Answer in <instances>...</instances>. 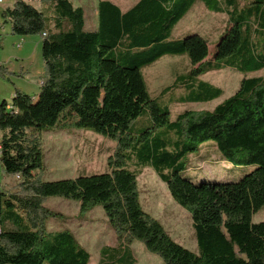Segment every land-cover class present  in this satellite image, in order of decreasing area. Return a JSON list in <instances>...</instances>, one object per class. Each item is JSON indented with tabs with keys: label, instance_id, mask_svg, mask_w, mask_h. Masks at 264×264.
<instances>
[{
	"label": "trees",
	"instance_id": "obj_1",
	"mask_svg": "<svg viewBox=\"0 0 264 264\" xmlns=\"http://www.w3.org/2000/svg\"><path fill=\"white\" fill-rule=\"evenodd\" d=\"M51 1L47 15L25 0L1 12L11 33L39 35L44 75L37 96L15 90L0 101V162L15 187L0 190V264H88L89 253L68 229L46 230L56 213L49 197L79 202L80 212L100 206L118 245L104 246L98 264H134L129 244L141 242L162 264H264V221L252 214L264 206V0H137L121 10L97 4V28H84V11L69 0ZM196 2L225 12L227 25L213 51L197 33L171 38L174 26ZM53 28H48L49 24ZM185 56L186 72L160 96L188 89V102H207L222 90L198 77L230 68L243 75L238 89L212 110L170 118L159 96L151 97L142 74L162 56ZM185 100V101H186ZM146 114L149 127L132 126ZM91 130L115 142L108 170L42 180L40 134L52 128ZM201 145L231 164L253 168L235 182H193L181 176L187 157ZM151 167L172 199L190 215L197 252L177 243L141 206L138 173L129 162ZM5 226V228H4Z\"/></svg>",
	"mask_w": 264,
	"mask_h": 264
},
{
	"label": "rangeland",
	"instance_id": "obj_2",
	"mask_svg": "<svg viewBox=\"0 0 264 264\" xmlns=\"http://www.w3.org/2000/svg\"><path fill=\"white\" fill-rule=\"evenodd\" d=\"M12 1L15 0H8L10 3ZM26 1L47 15L52 14L51 1L45 3L40 0ZM69 1L74 7L83 9L84 28L88 31L96 29L99 0ZM110 1L125 9L136 0ZM217 1L223 5L224 0ZM246 3L247 0H240V6ZM3 4L0 5V8ZM215 4L216 2L206 7L203 2H196L189 14L172 29L171 38L176 39L184 36L183 34L197 33L207 40L211 53L219 34L227 25L225 12L210 10ZM2 11L0 10V101L5 100L9 103L15 90L35 98L44 75L41 37L39 35L19 36L11 33L10 23L7 21L3 24ZM48 28L52 29L53 24L50 23ZM186 30L189 31L185 33ZM21 38H23L21 47H16ZM23 53H29L33 58L20 60L19 56ZM188 68L189 63L185 58L165 55L141 70L151 97L159 96V105H167L171 119L182 112L212 110L238 89L241 79L263 74V71H260L243 75L230 68L206 72L200 77L222 90V94L218 98L207 102H188L186 99L192 96V92L181 87L160 96L161 89L168 86L172 81L173 73H183ZM149 125L148 116L143 114L132 126V130L140 132ZM1 136L2 132L0 131V139ZM40 139L43 159L40 176L42 180L73 178L80 173L107 171V159L113 155L115 148L113 140L91 130L76 129L70 126L42 131ZM187 160L188 163L184 171L181 172V176L193 182H235L253 168V166L245 167L222 160L212 148H207L205 145H201L198 150L190 154ZM128 166L129 170L138 173L139 200L144 211L156 218L177 243L190 251L197 252L194 229L189 213L174 202L165 183L159 179L153 168L137 167L134 160L129 162ZM16 183V177L7 174L0 162V190L5 193L4 198L15 187ZM44 206L56 213L55 216L46 220V230L48 232L70 230L79 244L89 253L88 264L99 263L102 247L118 245L115 233L109 226L100 206H95L82 213L79 210L78 201L62 197H49L44 201ZM251 221L253 223L264 221V206L252 214ZM129 247L134 258V264H162V260L157 255L150 253L141 242L133 240Z\"/></svg>",
	"mask_w": 264,
	"mask_h": 264
},
{
	"label": "crops",
	"instance_id": "obj_3",
	"mask_svg": "<svg viewBox=\"0 0 264 264\" xmlns=\"http://www.w3.org/2000/svg\"><path fill=\"white\" fill-rule=\"evenodd\" d=\"M25 1H26V0H25ZM136 1H137V0H136ZM136 1H135V2H136ZM26 2H27V1H26ZM3 3H4V4H3ZM13 3H14V1H12V2L10 3V2H8V0H2L1 4H3V5L1 6L0 10L2 11V10H4V9L8 8V7H12ZM1 4H0V5H1ZM132 4H133V3H132ZM132 4H131V5H132ZM131 5H130V6H131ZM130 6H129V7H130ZM193 6H194V5H193ZM205 6H206V5H205ZM129 7L125 8V9H122V8H120V9H121V10H126V9H128ZM206 7H207V6H206ZM192 8H193V7H192ZM192 8H191V9H192ZM208 9H210V8H208ZM210 10L214 11L213 8L210 9ZM190 11H191V10H190ZM190 11H189V12H190ZM189 12H188L187 14H189ZM187 14H186V15H187ZM186 15H185V16H186ZM185 16H184V17H185ZM184 17H183V18H184ZM1 18H2V17H1ZM183 18H182V19H183ZM182 19H181V20H182ZM181 20H179L178 22H180ZM6 22H7V21H6ZM3 24H5V22H3ZM176 25H177V24H176ZM176 25H175V26H176ZM175 26H174V27H175ZM94 30H95V29H94ZM187 31H189V30H186L185 33H187ZM183 35H184V34H183ZM219 35H220V34H219ZM181 37H182V36H181ZM179 38H180V37H179ZM22 41H23V38H21V39L17 42L16 47H21V45H22ZM171 57L185 58V59L188 61V59H187L186 57L181 56V55H178V56H171ZM19 58H20V60H30L31 58H33V56L30 55L29 53H28V54H27V53H23V54H21V55L19 56ZM159 59H160V58H159ZM159 59H158V60H159ZM155 62H156V61H155ZM155 62H154V63H155ZM188 63H189V61H188ZM151 65H152V64H151ZM149 66H150V65H149ZM213 71H214V70H213ZM185 72H186V71H185ZM183 73H184V72H183ZM179 74H181V73H177V74H176V72L173 73V79H172V81H171L168 85L172 84L173 81L175 80V77H176L177 75H179ZM202 75H203V74H202ZM200 76H201V75H200ZM200 76H199L198 78L201 79V80H204V79L201 78ZM204 81H206V80H204ZM207 82H208V81H207ZM210 84H211V83H210Z\"/></svg>",
	"mask_w": 264,
	"mask_h": 264
},
{
	"label": "built area",
	"instance_id": "obj_4",
	"mask_svg": "<svg viewBox=\"0 0 264 264\" xmlns=\"http://www.w3.org/2000/svg\"><path fill=\"white\" fill-rule=\"evenodd\" d=\"M1 2H2V0H0V4H1ZM15 177H16V179H18L19 178V175H15Z\"/></svg>",
	"mask_w": 264,
	"mask_h": 264
}]
</instances>
